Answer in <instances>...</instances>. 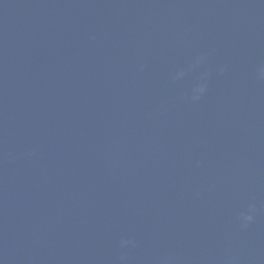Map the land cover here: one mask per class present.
Segmentation results:
<instances>
[{"label": "water", "instance_id": "95a60500", "mask_svg": "<svg viewBox=\"0 0 264 264\" xmlns=\"http://www.w3.org/2000/svg\"><path fill=\"white\" fill-rule=\"evenodd\" d=\"M0 264H264V0H0Z\"/></svg>", "mask_w": 264, "mask_h": 264}, {"label": "clouds", "instance_id": "9594fccd", "mask_svg": "<svg viewBox=\"0 0 264 264\" xmlns=\"http://www.w3.org/2000/svg\"><path fill=\"white\" fill-rule=\"evenodd\" d=\"M245 219L248 220V221H250L252 219V217L251 216H247Z\"/></svg>", "mask_w": 264, "mask_h": 264}]
</instances>
